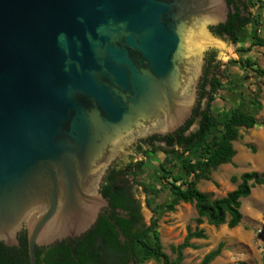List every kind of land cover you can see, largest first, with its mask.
Masks as SVG:
<instances>
[{
	"label": "water",
	"instance_id": "1",
	"mask_svg": "<svg viewBox=\"0 0 264 264\" xmlns=\"http://www.w3.org/2000/svg\"><path fill=\"white\" fill-rule=\"evenodd\" d=\"M226 0H0V242L87 233L109 169L198 100Z\"/></svg>",
	"mask_w": 264,
	"mask_h": 264
},
{
	"label": "trees",
	"instance_id": "2",
	"mask_svg": "<svg viewBox=\"0 0 264 264\" xmlns=\"http://www.w3.org/2000/svg\"><path fill=\"white\" fill-rule=\"evenodd\" d=\"M226 1L230 8L226 22L211 27L210 31L216 37L237 45L242 31L252 23L248 8L254 7L255 3L253 0ZM252 46H264V41L254 34L250 46L239 51H248ZM214 63V54L207 53L198 100L191 118L170 135L147 138L146 148L138 150L146 159L157 152L164 156L152 180L141 185L146 195L157 196L161 189L169 191L172 199L165 205V211H173L179 203L192 204L197 225L205 222L213 227L225 225L234 229L242 219L241 200L247 198L255 186L264 185V173L251 171L241 174L238 179L234 177L232 180L238 181L235 189L221 198H211L197 189L196 183L208 181L213 170L231 161L235 155L233 143L241 129L264 126L257 119L262 105L255 96L247 102L241 99L236 108L213 113L211 104L214 95L223 87L221 81L211 75ZM241 66L264 78V70L254 62L245 60ZM205 99L207 101L203 106ZM194 125L195 130L190 131ZM144 167L142 161L124 165L116 162L109 169L100 189L110 211L104 210L92 229L81 237L58 242L47 249H36V264H144L150 260L160 264H184V251L193 247L192 240L204 239V231L197 227L188 229L183 241L171 247L175 255L173 259L164 253L157 218L154 217L145 227L139 204L132 198L130 181L141 174ZM147 206L150 207L149 201ZM159 210L157 207L152 212L157 215ZM149 235L151 242L147 240ZM18 242V247L11 248L0 242V264H29L25 231L19 234ZM221 250L222 244L204 255L197 264H211Z\"/></svg>",
	"mask_w": 264,
	"mask_h": 264
},
{
	"label": "rangeland",
	"instance_id": "3",
	"mask_svg": "<svg viewBox=\"0 0 264 264\" xmlns=\"http://www.w3.org/2000/svg\"><path fill=\"white\" fill-rule=\"evenodd\" d=\"M253 2L255 6L248 8L252 23L242 31L238 44L233 45L228 40L219 38L216 42L221 46L212 45L209 50L215 56L211 75L223 84L222 89L214 95L211 110L213 113L231 110L239 105L241 99L247 102L256 96L262 105L257 119L264 123V78L241 66V63L249 60L264 70V46H252L248 51H239L240 48L247 49L250 46L254 34L264 41V0ZM206 101L207 99L204 100L203 106ZM195 128V125L192 126L190 131ZM233 147L235 155L228 164L213 170L208 181L196 183L197 189L211 198L224 197L234 190L238 183L232 180L234 177L238 179L241 174L251 171L264 173L263 125L249 130L241 129ZM132 148L117 162L123 165L139 161L145 163L142 173L133 181L130 179L131 193L139 204L145 227L150 225L154 217L157 218V230L164 253L173 259L175 255L171 252V247L183 241L188 229L194 230L197 227L204 231L205 238L191 241L193 247L183 253L184 264L199 263L204 255L220 244L221 253L211 264H264V185L255 186L250 195L241 200L242 219L236 228L229 229L225 225L213 227L205 222L197 225L192 204L179 203L173 211L164 210L165 205L172 199L167 189H161L157 196L145 194L141 183L147 184L152 180L164 156L157 152L146 159ZM145 148L146 146H142V149ZM157 187L159 188V185ZM147 201L150 202V207L147 206ZM157 207L160 210L155 215L152 209ZM147 240H151V235ZM144 264L160 263L150 260Z\"/></svg>",
	"mask_w": 264,
	"mask_h": 264
},
{
	"label": "flooded vegetation",
	"instance_id": "4",
	"mask_svg": "<svg viewBox=\"0 0 264 264\" xmlns=\"http://www.w3.org/2000/svg\"><path fill=\"white\" fill-rule=\"evenodd\" d=\"M146 141H147V139L146 140H142V141L138 142L136 145H134V147L132 148L133 151L137 152L140 148H142V146H147V145H145ZM132 198L134 199L133 196H132ZM109 211H110V209H109ZM117 212L119 214H122V215L124 214L123 212H119V211H117ZM37 249H47V248H37ZM41 255H43V253Z\"/></svg>",
	"mask_w": 264,
	"mask_h": 264
},
{
	"label": "bare ground",
	"instance_id": "5",
	"mask_svg": "<svg viewBox=\"0 0 264 264\" xmlns=\"http://www.w3.org/2000/svg\"><path fill=\"white\" fill-rule=\"evenodd\" d=\"M212 45L213 46H221V44L219 42H216V40L214 41V43Z\"/></svg>",
	"mask_w": 264,
	"mask_h": 264
}]
</instances>
